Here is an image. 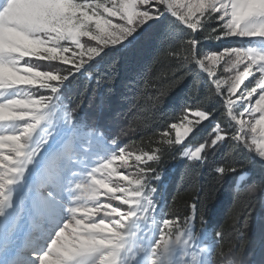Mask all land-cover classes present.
Segmentation results:
<instances>
[{
	"label": "snow or ice",
	"instance_id": "obj_1",
	"mask_svg": "<svg viewBox=\"0 0 264 264\" xmlns=\"http://www.w3.org/2000/svg\"><path fill=\"white\" fill-rule=\"evenodd\" d=\"M232 37L264 41V0H0V264H242L222 231L209 242L207 195L183 214L157 201L169 150L264 191V49L201 46ZM160 46L191 86L148 140L162 147L129 150L80 113L87 91L103 111L101 68Z\"/></svg>",
	"mask_w": 264,
	"mask_h": 264
},
{
	"label": "trees",
	"instance_id": "obj_2",
	"mask_svg": "<svg viewBox=\"0 0 264 264\" xmlns=\"http://www.w3.org/2000/svg\"><path fill=\"white\" fill-rule=\"evenodd\" d=\"M210 27H215V24ZM219 45L218 41H201V46L209 50ZM170 68L174 70L167 46L152 48L134 58L117 56L114 70L108 65L101 68V75L110 76L108 81H102V85L108 84L103 89V111L98 108L93 92L87 91L88 99L80 115L88 117L90 123L99 122L106 131H127L128 135L122 140L133 149L147 151L150 147H162L149 144L148 140H159L152 134L164 130L161 116L167 120L170 115H180V105L191 86V80L179 88L174 86L168 79ZM89 88H97L95 81L90 85L83 81V88L78 91ZM185 163L174 151L164 152L158 165L161 172L157 195L160 210L169 215L177 211L183 214L186 205L192 203L198 193L201 199L207 195L204 218L209 242L214 232L222 231L225 234L220 242L223 251L235 249L236 259L242 264H264V191H250L246 185L238 183L233 174L218 181L207 170H201L194 176L186 169ZM247 204L252 208L249 209V226L245 229L238 219ZM237 228L243 230V238Z\"/></svg>",
	"mask_w": 264,
	"mask_h": 264
},
{
	"label": "rangeland",
	"instance_id": "obj_3",
	"mask_svg": "<svg viewBox=\"0 0 264 264\" xmlns=\"http://www.w3.org/2000/svg\"><path fill=\"white\" fill-rule=\"evenodd\" d=\"M218 43L220 45L211 50H218L219 48L225 47V46L244 45V44H255L259 48L264 49V41L241 39L238 37H232V38H228L225 40H221V41H218ZM132 149H133L132 147L129 148V150H132Z\"/></svg>",
	"mask_w": 264,
	"mask_h": 264
}]
</instances>
